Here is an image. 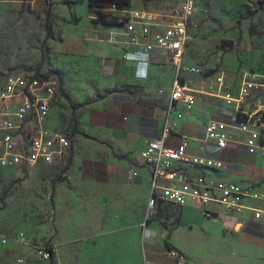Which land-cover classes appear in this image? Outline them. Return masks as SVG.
I'll list each match as a JSON object with an SVG mask.
<instances>
[{
  "label": "crops",
  "instance_id": "1",
  "mask_svg": "<svg viewBox=\"0 0 264 264\" xmlns=\"http://www.w3.org/2000/svg\"><path fill=\"white\" fill-rule=\"evenodd\" d=\"M135 1L129 0V5ZM200 3L211 10L212 4L205 0ZM47 5L59 38L53 47L55 71L62 78V90L75 104L70 112L75 127L67 129L71 135L72 162L68 180L74 194L66 207L70 210L69 226L70 222L72 226L77 222L80 233L83 231V237L87 238L79 244L81 257L76 264H105L91 260L99 254L118 256L124 237L116 224L120 204L114 196L137 187H146L147 201L150 196V170L139 165V154L161 134L172 103L170 91L174 80L178 77L181 84L193 91L199 88L181 82L188 73L177 76L169 53L159 50L144 53L128 44L119 19L127 10L136 8L120 4L116 9L109 10L111 5L95 9L88 0H47ZM97 11L116 19L117 24L104 23ZM160 30L152 27V32ZM183 56L182 65L194 66L183 63ZM196 100L197 108L185 111L181 119L176 117L181 106L174 104L170 108L174 127L164 146L174 148L186 138L187 156L219 159L223 163L220 170L192 168L189 170L192 175L251 187L258 197L244 198L236 211L211 204L210 209L218 213L210 219L203 216L202 208L194 202L184 206L161 205L155 213L159 215L157 220L143 229L139 264H264V158L250 155L232 142L223 150L206 142L204 128L210 118L229 120L220 100L199 94ZM51 110L52 106L50 113ZM87 139L88 142H83ZM132 172H137V176L130 179ZM91 191H95L97 198L102 192H112L111 219L107 231L97 237L98 247L89 245L88 239L91 234L88 225L98 217L93 213L94 201L88 198ZM78 194L83 197L77 198ZM77 207L90 211L80 213L75 220ZM1 215L0 264H14L16 257L27 254V249L9 241L2 243ZM67 231L63 236H68ZM70 238L73 243L76 236Z\"/></svg>",
  "mask_w": 264,
  "mask_h": 264
},
{
  "label": "rangeland",
  "instance_id": "2",
  "mask_svg": "<svg viewBox=\"0 0 264 264\" xmlns=\"http://www.w3.org/2000/svg\"><path fill=\"white\" fill-rule=\"evenodd\" d=\"M179 1L136 0L134 5H129V0L119 2L136 9L156 8L165 14H174ZM54 25L47 0H0V82L2 76L10 72L20 75L46 73L48 66L55 71L53 47L59 38ZM188 32L192 41L184 53L183 63L197 66L201 73L184 74L182 83L208 90L212 78L224 72L228 83L236 89L245 75L264 74V0L217 1L207 14L191 19ZM51 106L50 127L65 135L71 144L67 129L75 127L70 115L75 104L63 90L62 96ZM71 165L70 145L51 165L39 163L35 166L31 175L22 177L16 169L0 168L3 237L14 245L21 233L32 244H56L57 252L50 264L78 263L79 244L87 239L83 231L80 233L77 222L73 226L70 222L69 226L70 210L66 205L74 194L68 180ZM81 196L78 194L77 198ZM111 196L112 192H102L100 198L95 191L88 194L89 200L94 201L93 213L98 215L97 221L88 225L89 245L93 247H98L97 237L107 231ZM147 196L146 187L131 188L114 196L120 204L119 223H115L124 234L120 254L113 257L99 254L91 262L142 263L143 229L159 216L148 211ZM89 211H80L77 207L75 220L80 213ZM64 231L68 236H63ZM74 235L76 238L70 243Z\"/></svg>",
  "mask_w": 264,
  "mask_h": 264
},
{
  "label": "built area",
  "instance_id": "3",
  "mask_svg": "<svg viewBox=\"0 0 264 264\" xmlns=\"http://www.w3.org/2000/svg\"><path fill=\"white\" fill-rule=\"evenodd\" d=\"M203 0H180L174 14L154 10L129 9L119 19L128 44L144 53L153 50L167 52L181 73L199 75L197 66L182 65V56L192 41L188 27L195 16L207 14ZM209 4L220 0H205ZM111 5L109 10L116 9ZM107 9V10H108ZM152 27L160 31L152 32ZM52 70L48 66V71ZM15 72L4 76L0 87V168L16 169L22 177L31 175L39 163L51 165L70 147L68 138L48 125L53 101L58 97V82L53 75L45 76ZM220 100L229 122L210 118L204 128V140L223 150L228 143L241 146L254 156L264 158V74H247L235 89L227 81L224 72L210 81L208 90L193 91L174 80L171 91V106L179 104L176 117H184L185 111L197 108V95ZM167 110L164 126L158 138L149 141L139 154V165L150 170V196L147 209L156 213L161 205L184 206L194 202L202 208L205 218H213L218 211L211 204L228 211H236L247 197H258L251 187H242L228 181H216L204 175H192L190 169L220 170L222 161L200 156H187V139L174 147H165L163 142L173 130L171 109ZM203 113V110H200ZM235 138H234V136ZM137 172H132L130 179ZM21 178V177H20ZM262 197V196H261ZM4 237L2 243L6 244ZM16 244L27 249V254L18 256L14 264H50L57 252V245L48 242H27L21 233ZM173 256L175 254L173 253Z\"/></svg>",
  "mask_w": 264,
  "mask_h": 264
},
{
  "label": "trees",
  "instance_id": "4",
  "mask_svg": "<svg viewBox=\"0 0 264 264\" xmlns=\"http://www.w3.org/2000/svg\"><path fill=\"white\" fill-rule=\"evenodd\" d=\"M120 0H88V3H89V6L92 7V8H95V9H99V8H103L105 6H110V5H115V6H119L120 5ZM96 3V4H95ZM97 13V12H96ZM98 17L100 19H102V21L104 23H107V24H117V20L114 19V18H108L106 17V15H103L101 14V12H98ZM108 18V19H107ZM11 73V72H10ZM40 72H35L36 75H39ZM8 74V73H7ZM6 75V74H5ZM2 76V80L0 82V87L2 86V83H3V79H4V76ZM48 75H53L55 76L57 82H58V92H57V96H62V78L59 76V73L57 71H54V70H50V71H47L46 72V75L45 76H48ZM79 134L85 136L83 133H80ZM87 137V136H85ZM1 202H2V198H1ZM167 247L170 249L171 246L169 244H166Z\"/></svg>",
  "mask_w": 264,
  "mask_h": 264
}]
</instances>
